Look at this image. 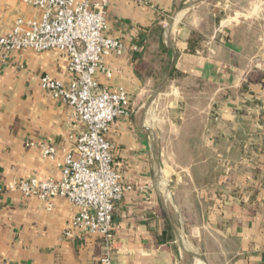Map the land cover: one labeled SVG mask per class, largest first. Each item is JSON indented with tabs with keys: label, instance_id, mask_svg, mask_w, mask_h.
Instances as JSON below:
<instances>
[{
	"label": "crops",
	"instance_id": "0c3cea01",
	"mask_svg": "<svg viewBox=\"0 0 264 264\" xmlns=\"http://www.w3.org/2000/svg\"><path fill=\"white\" fill-rule=\"evenodd\" d=\"M247 13L217 22L208 0L108 3L104 33L126 49L110 51L112 76L97 78L129 96L106 134L125 186L112 213L115 264H264V0ZM38 16L0 0V34ZM67 62L27 48L0 63V264H101L100 236L71 228L74 206L16 189L21 178H59L61 151L48 158L42 147L72 149L85 129L40 87L44 74L68 84Z\"/></svg>",
	"mask_w": 264,
	"mask_h": 264
},
{
	"label": "built area",
	"instance_id": "2783aa9c",
	"mask_svg": "<svg viewBox=\"0 0 264 264\" xmlns=\"http://www.w3.org/2000/svg\"><path fill=\"white\" fill-rule=\"evenodd\" d=\"M111 0H97L89 8L87 0H22L39 11L37 18L18 17L0 34V63L10 53L23 49L36 52L57 49L67 56L68 84L44 74L40 87L50 97L70 107L71 121L85 129L75 137L72 149L42 147L44 157L62 153L61 174L57 179L21 178L16 189L23 195H38L52 206L51 198L67 200L76 208L71 228L97 234L102 241L101 264L113 259L112 213L125 186L114 168L111 144L106 137L117 116L127 115L129 96L119 87L111 90L99 83L98 73L106 78L112 70L105 65L110 51L122 53L126 47L106 35V7ZM131 51L136 50L132 46ZM70 235V231L66 232Z\"/></svg>",
	"mask_w": 264,
	"mask_h": 264
},
{
	"label": "rangeland",
	"instance_id": "374dc122",
	"mask_svg": "<svg viewBox=\"0 0 264 264\" xmlns=\"http://www.w3.org/2000/svg\"><path fill=\"white\" fill-rule=\"evenodd\" d=\"M221 1V4H220ZM256 0H230L229 3H227L226 7H223V10L220 9L222 7V0H208V8H210V11L215 14V19L218 22L220 17H223L224 13L226 15L232 14L234 11L239 13L241 15L248 14V6L250 2H254ZM219 2V3H218ZM218 3V4H217ZM213 4H216L215 7H212ZM205 9L204 11H206ZM239 11V12H238Z\"/></svg>",
	"mask_w": 264,
	"mask_h": 264
},
{
	"label": "trees",
	"instance_id": "16d2710c",
	"mask_svg": "<svg viewBox=\"0 0 264 264\" xmlns=\"http://www.w3.org/2000/svg\"><path fill=\"white\" fill-rule=\"evenodd\" d=\"M161 51L164 55V58H162V67H163V70H165L166 67L168 66V62H169V59H166L165 55H167V57L170 56V50L168 48H166L165 46H163Z\"/></svg>",
	"mask_w": 264,
	"mask_h": 264
}]
</instances>
